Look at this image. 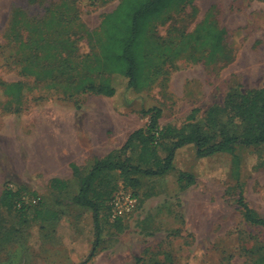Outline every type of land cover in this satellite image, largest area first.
<instances>
[{
	"label": "rangeland",
	"instance_id": "rangeland-1",
	"mask_svg": "<svg viewBox=\"0 0 264 264\" xmlns=\"http://www.w3.org/2000/svg\"><path fill=\"white\" fill-rule=\"evenodd\" d=\"M120 1L0 0V83L22 81L29 88L12 99L0 85V197L4 188L20 190L22 202L12 209L0 204V264H264V227L247 222L238 204L243 193L264 219V144L239 147L237 158L224 154L203 161L186 150L177 170L141 176L137 188L118 172L104 176L96 189L111 196L98 226L93 211L74 203L76 177L68 189L53 183L50 175L63 173L62 160L68 172L73 161L86 173L104 158L106 136L119 159L133 132H149L155 112L143 110L162 111L157 134L163 159L176 137L196 127L217 140L223 130L240 131L232 104L264 88V0H179L165 9V22H154L155 33L173 53L142 94L122 81L113 98L70 96L62 91L64 78L49 86L23 72L35 54H43L45 42L80 62L92 50L89 34ZM205 23L226 31L223 48L215 47V34L207 38ZM210 111L219 127L208 123ZM132 151L134 157L140 152L135 146ZM182 169L197 177L194 184L179 182ZM116 197L136 204L114 220ZM46 210L58 217L49 218Z\"/></svg>",
	"mask_w": 264,
	"mask_h": 264
},
{
	"label": "trees",
	"instance_id": "trees-1",
	"mask_svg": "<svg viewBox=\"0 0 264 264\" xmlns=\"http://www.w3.org/2000/svg\"><path fill=\"white\" fill-rule=\"evenodd\" d=\"M176 1L179 0H121L113 12L104 16L100 28L89 34L92 50L85 56L78 55L80 62H74L71 53L64 57L61 51H56V46H50L45 42L41 45L43 54H35L31 64L24 65L23 72L50 81L52 84L49 86L59 84L58 81L64 78V82L61 83L62 91L70 96L96 93L113 98L119 94L122 81H126L128 89L142 94L163 74L164 66L173 53L172 45L155 33L154 22L156 20L165 22V18H161L163 12ZM202 29L207 30V38L213 37L214 34L217 36L214 40L216 48L224 47L226 36L224 29H209L208 23H205ZM70 44L73 46L75 42ZM77 51V48L72 50ZM51 58L57 61L48 63L39 61ZM0 85L3 87V96L12 99H19L23 92L29 89L22 81L2 82ZM232 106L231 111L235 113L240 124H243L240 131L230 133L223 130L221 139L217 140V135L204 134L196 127L191 133L176 137L163 159L158 157L160 133L157 134L160 131L157 125L162 111L157 108L143 110L144 114L155 112L149 132L144 129L133 132L121 148L119 159L110 154L93 163L86 173L80 167L72 165L79 188L74 203L84 210L93 211L95 226H98L99 211L111 196V192L105 194L96 189V184L104 176L118 172L127 186L137 188L141 184V176H163L177 170L179 157L186 150H191L198 160L203 161L224 154L237 158L236 152L239 147L264 144V88L244 93ZM208 114V123L213 128L219 127L220 122L214 112L210 111ZM134 146L139 147L137 157L132 154ZM196 178L193 173L182 169L179 182L190 185L195 183ZM54 182L68 189L67 182L60 179H54ZM20 196V190L4 188L0 204L8 209L18 208L22 203ZM238 204L243 208L247 222L264 227V219L248 205L243 193ZM46 215L53 219L58 217L50 210H46ZM97 246L96 240L89 260L94 257Z\"/></svg>",
	"mask_w": 264,
	"mask_h": 264
},
{
	"label": "crops",
	"instance_id": "crops-1",
	"mask_svg": "<svg viewBox=\"0 0 264 264\" xmlns=\"http://www.w3.org/2000/svg\"><path fill=\"white\" fill-rule=\"evenodd\" d=\"M107 137V139H106V145H104L103 146V151H104V153H103V155H102V157H106V156H108V155H110V154H112L114 151H115V149L116 148H113L114 146H113V142H112V140L111 139H109L108 138V136H106ZM127 142V140L124 142V144ZM124 145H122V147H123ZM121 147V148H122ZM120 148V149H121ZM75 149H76V147H75ZM102 150V149H101ZM89 151V150H88ZM93 152L94 153H96V151L95 150H93ZM85 162V161H84ZM62 163H63V167H61L60 169H59V171H61V172H63V173H56V174H54V175H50L51 176V179H60V180H62V181H64V182H67L68 183V185L69 186H73L74 185V183H75V181H74V174H73V170H72V173H70V172H68V170H66V168H65V164H66V161L65 160H62ZM73 164V161H70V162H68V164H69V166H70V168L72 169V164ZM77 165V164H76ZM62 169V170H61ZM70 181V182H69ZM147 180H145V182H146ZM93 215V214H92Z\"/></svg>",
	"mask_w": 264,
	"mask_h": 264
},
{
	"label": "built area",
	"instance_id": "built-area-1",
	"mask_svg": "<svg viewBox=\"0 0 264 264\" xmlns=\"http://www.w3.org/2000/svg\"><path fill=\"white\" fill-rule=\"evenodd\" d=\"M112 204L114 205V209L112 210V217L114 220L122 217L124 214H129L134 209V205L136 204V199L128 197L127 202H122V198L116 197L112 200Z\"/></svg>",
	"mask_w": 264,
	"mask_h": 264
}]
</instances>
